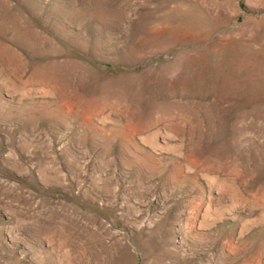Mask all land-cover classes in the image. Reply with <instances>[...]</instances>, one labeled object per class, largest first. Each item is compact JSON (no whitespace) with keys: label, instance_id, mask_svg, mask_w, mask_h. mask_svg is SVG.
Returning <instances> with one entry per match:
<instances>
[{"label":"rangeland","instance_id":"rangeland-1","mask_svg":"<svg viewBox=\"0 0 264 264\" xmlns=\"http://www.w3.org/2000/svg\"><path fill=\"white\" fill-rule=\"evenodd\" d=\"M0 264H264V0H0Z\"/></svg>","mask_w":264,"mask_h":264}]
</instances>
